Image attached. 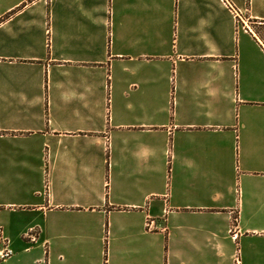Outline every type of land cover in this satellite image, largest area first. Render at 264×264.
I'll return each mask as SVG.
<instances>
[{"label": "crops", "instance_id": "crops-1", "mask_svg": "<svg viewBox=\"0 0 264 264\" xmlns=\"http://www.w3.org/2000/svg\"><path fill=\"white\" fill-rule=\"evenodd\" d=\"M229 1L0 0V264H264V0Z\"/></svg>", "mask_w": 264, "mask_h": 264}, {"label": "built area", "instance_id": "built-area-1", "mask_svg": "<svg viewBox=\"0 0 264 264\" xmlns=\"http://www.w3.org/2000/svg\"><path fill=\"white\" fill-rule=\"evenodd\" d=\"M223 4H225L238 19H241V16L233 9L229 0H221ZM148 226H152L153 221H148ZM32 238V235H29ZM12 254V249L9 247L8 240L3 237L1 229H0V259L7 257ZM238 261L236 260V264Z\"/></svg>", "mask_w": 264, "mask_h": 264}]
</instances>
